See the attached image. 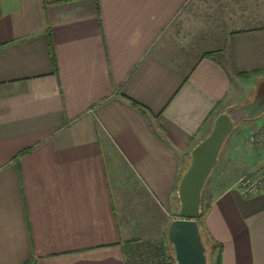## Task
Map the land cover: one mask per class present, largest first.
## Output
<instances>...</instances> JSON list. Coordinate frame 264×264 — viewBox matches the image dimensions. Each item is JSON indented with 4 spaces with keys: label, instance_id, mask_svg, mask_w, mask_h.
Instances as JSON below:
<instances>
[{
    "label": "crops",
    "instance_id": "crops-1",
    "mask_svg": "<svg viewBox=\"0 0 264 264\" xmlns=\"http://www.w3.org/2000/svg\"><path fill=\"white\" fill-rule=\"evenodd\" d=\"M187 1L0 0V264H126L219 112L264 128V22L178 38ZM237 177L202 226L220 264H264V187Z\"/></svg>",
    "mask_w": 264,
    "mask_h": 264
},
{
    "label": "rangeland",
    "instance_id": "rangeland-1",
    "mask_svg": "<svg viewBox=\"0 0 264 264\" xmlns=\"http://www.w3.org/2000/svg\"><path fill=\"white\" fill-rule=\"evenodd\" d=\"M182 13L185 18L179 19L174 25L173 34L178 38L204 40L212 33H224L228 29L243 28L245 23L250 26L251 23L254 25L253 23L258 21L264 22V0H188L182 8ZM210 43L215 45L214 42ZM255 115L248 113L240 117L224 140L217 163L203 187L202 213L205 212L206 204L210 199L211 183L221 188L229 179H234L249 169L264 168V140L259 142L249 140V135L262 131L264 128L247 130L249 120L251 121V117ZM200 230L203 240L209 246L211 242L202 224H200ZM125 256L126 264H175L171 261L174 255L167 239V228L151 239L131 240L126 244ZM211 256L208 249L207 264H214Z\"/></svg>",
    "mask_w": 264,
    "mask_h": 264
},
{
    "label": "water",
    "instance_id": "water-1",
    "mask_svg": "<svg viewBox=\"0 0 264 264\" xmlns=\"http://www.w3.org/2000/svg\"><path fill=\"white\" fill-rule=\"evenodd\" d=\"M247 112L242 107L219 112L210 130L189 151L188 163L176 188L178 217L173 218L167 228L176 264H207V248L197 222L202 188L217 163L224 140L235 122Z\"/></svg>",
    "mask_w": 264,
    "mask_h": 264
},
{
    "label": "built area",
    "instance_id": "built-area-1",
    "mask_svg": "<svg viewBox=\"0 0 264 264\" xmlns=\"http://www.w3.org/2000/svg\"><path fill=\"white\" fill-rule=\"evenodd\" d=\"M250 142H259L264 140V130L249 135ZM234 186L238 188L243 195H252L259 192L264 187V168L259 170L247 171L237 177Z\"/></svg>",
    "mask_w": 264,
    "mask_h": 264
},
{
    "label": "trees",
    "instance_id": "trees-1",
    "mask_svg": "<svg viewBox=\"0 0 264 264\" xmlns=\"http://www.w3.org/2000/svg\"><path fill=\"white\" fill-rule=\"evenodd\" d=\"M202 216H203V213L200 211V214H199V216L197 218V222H198V225H199V229H200V224H203V217ZM200 233H201V230H200ZM201 237H202V240H203L202 233H201ZM203 242L206 245L207 251H208V249H210L211 254H213L215 252L214 264H220L221 244L219 242L213 240V241H210L211 242L210 245L207 246V244L205 243L204 240H203ZM171 261L172 262H175L174 257H171ZM175 264H176V262H175Z\"/></svg>",
    "mask_w": 264,
    "mask_h": 264
}]
</instances>
